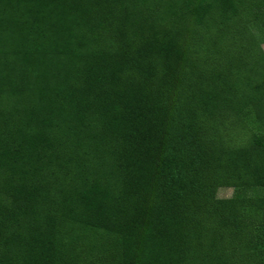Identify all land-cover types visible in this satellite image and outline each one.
<instances>
[{"label":"trees","instance_id":"1","mask_svg":"<svg viewBox=\"0 0 264 264\" xmlns=\"http://www.w3.org/2000/svg\"><path fill=\"white\" fill-rule=\"evenodd\" d=\"M252 29L264 0H0V264H264Z\"/></svg>","mask_w":264,"mask_h":264},{"label":"rangeland","instance_id":"2","mask_svg":"<svg viewBox=\"0 0 264 264\" xmlns=\"http://www.w3.org/2000/svg\"><path fill=\"white\" fill-rule=\"evenodd\" d=\"M252 31L255 33L256 37L260 40V47L262 51L264 52V41H261V36L258 34L254 29ZM232 193V189L228 187H219L216 190V196L217 197H227L230 196Z\"/></svg>","mask_w":264,"mask_h":264}]
</instances>
